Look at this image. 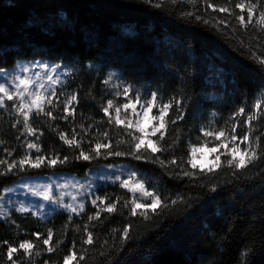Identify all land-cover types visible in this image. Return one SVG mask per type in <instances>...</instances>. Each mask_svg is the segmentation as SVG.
I'll return each mask as SVG.
<instances>
[{"label": "trees", "instance_id": "obj_1", "mask_svg": "<svg viewBox=\"0 0 264 264\" xmlns=\"http://www.w3.org/2000/svg\"><path fill=\"white\" fill-rule=\"evenodd\" d=\"M209 2L224 6L228 0ZM236 2L231 0L229 6L234 8ZM154 3L162 6L154 7L144 0H0V69L11 70L21 60L58 63L70 69L66 89L79 95L75 118L46 121L33 117V127L39 129L41 154L58 152L63 157L78 152L60 141L52 131L57 126L69 136L75 128L84 136L86 150L88 141L95 143L94 137L105 130L115 142L118 130L102 121L99 110L113 98L111 88L103 84L108 76L146 95L156 92L162 102L182 101L184 118L169 129L165 144L177 137L179 141L159 154L162 159L186 156L190 144L204 142L197 139L202 136V127H225L238 108L250 110L255 99L264 98V67L250 55L264 52V34L239 28L234 18L208 8L203 0L194 5L186 0ZM234 10L240 14L239 9ZM186 12L194 15H183ZM244 14L246 17V11ZM197 15L202 19L196 20ZM220 19L228 20V26H213ZM118 102L123 100L118 98ZM11 111L9 105L7 111L0 109V140L4 142L0 159L9 161L24 154L25 143L19 131L22 125L12 127L15 116L9 114ZM53 114L59 117L62 112ZM171 115H176L175 108ZM253 123V138L261 137L259 151L264 154V119ZM81 124L85 128L93 125L91 135L81 132ZM207 144L214 145L210 138ZM5 149L12 151L11 157ZM119 150L126 151L127 146L121 145ZM117 162L127 163L148 189L156 190L166 201L178 202L150 214L148 220L130 216V209L123 203L131 193L117 183H107L96 187L95 196L107 195L111 200L120 196L122 211L111 215L102 212L100 221L91 222L94 244H82L87 216L96 211L91 203H86L84 213L73 215L71 221L65 211L41 221L30 212L11 209L0 218V242H37L33 233L46 235L52 228V243H62L54 253L41 251L34 264L46 260L62 264L74 241L78 252L87 249L82 264H264V162L235 173L225 166L214 174L180 179L169 175L181 171L177 167L162 168L131 156L71 159L53 168L15 170L0 176V192L21 177L59 173L81 176L93 166ZM125 224L131 225L130 239L122 243L120 232ZM5 253L6 245H0V264H9ZM21 256L18 252L14 258Z\"/></svg>", "mask_w": 264, "mask_h": 264}, {"label": "snow or ice", "instance_id": "obj_2", "mask_svg": "<svg viewBox=\"0 0 264 264\" xmlns=\"http://www.w3.org/2000/svg\"><path fill=\"white\" fill-rule=\"evenodd\" d=\"M145 3L152 4L154 7H161L160 3H154V0H144ZM178 0H171L172 4H176ZM189 4H196L197 0H186ZM208 8L226 13L229 19H235L239 28L247 30L251 28L254 32L264 34V0H238L234 8L230 7L231 0L224 6L214 5L209 0H203ZM234 9H239L240 14L237 15ZM245 11L247 13L245 17ZM183 15L193 16V12H186ZM196 20L202 17L195 16ZM204 23H212L210 20H203ZM220 25L228 26V20L220 19L213 26L219 28ZM247 47V45H245ZM251 59L264 67V52H250ZM60 66H49L43 62L33 63L29 65H21L14 75L9 76L8 73L0 69V109L8 110V102H11V113L15 119L12 123L13 128L22 125L19 131L25 136V143L22 144L24 154L18 159L9 161L6 158L0 159V176L19 170L21 172L28 169H40L42 167L53 168L56 165L68 163L71 159L77 161H91L101 156H131L135 160H144L149 163L159 164L162 168L177 167L181 171L169 173L176 178L188 177L189 179L198 178L200 175L207 176L214 174L217 170L228 167L236 171H242L253 164L264 162V154L259 151L261 137L253 138L254 121L264 119V98H257L251 104L250 110L244 107L238 108L229 118L231 123H226L225 127L219 129L202 127L200 129L203 143L190 144L187 149V155L182 157L173 156L171 159H162L164 152L172 149L179 141V137L174 139L171 144H165L169 129L174 126L178 120L184 118L182 109V101L179 99H170L161 101L156 92H153L147 100L141 98V94L136 92L133 95V89L130 85H122L114 81L112 76H108L103 80V84L111 88L112 99H107L101 106L100 112L103 113V120L114 126L118 130V138L113 142L110 138L109 131L105 130L98 133L95 143L88 141L87 150L84 148V136L77 133L73 129L71 136L66 132L60 131L58 126L53 127L52 131L56 132L60 141L69 149L78 150L73 156L49 152L41 154V146L38 143L40 139L39 129L33 127V117H44L46 121H55L56 119L67 120L69 117L75 118L77 105L79 104V95L73 91L68 93L60 90L66 84V77L70 74L68 71H59ZM118 98H123L122 103L118 102ZM175 108L176 115L172 116L171 112ZM62 112L59 117L53 113ZM241 117L244 119L241 120ZM85 135H91L89 129L93 127L89 124L87 128L83 124L78 126ZM238 129L241 133L238 134ZM122 133V134H121ZM27 137H35V140H28ZM210 138L214 147L208 148L206 145ZM20 139V137H17ZM4 142L0 140V145ZM121 145H126L127 150H119ZM218 149H223L218 153ZM33 151L35 155H33ZM8 157L12 156V151L5 149ZM207 154H214V159L207 160ZM224 160H221V156ZM199 157V160L197 159ZM199 170V172L195 170ZM119 183V187L127 189L131 193L130 199H125L124 208L130 209V216H141L148 220L152 213L158 210L175 205L178 200L173 199L166 201L156 190H150L145 186L143 180L138 179L136 172H129L126 177L122 175L115 176L113 183ZM75 190V194H70V201L64 202V197L69 195L64 191L66 187ZM22 190L25 193V199L31 197H39L42 201L53 205L52 212L56 209H63L68 213V220H72L73 214L81 215L85 211V201L79 197L85 195V185L79 183L66 182L65 184L49 183L43 186L34 187L24 184ZM212 191L216 190V186L212 185ZM6 192L15 191V189H5ZM3 197L0 196V199ZM120 196L115 200L105 196H95L91 198V204L95 206L96 211L87 216V223L84 224L83 232L85 238L82 240L83 245H92L95 237L89 230L92 221H100L101 213L111 215L119 208ZM150 201V202H149ZM12 207L19 213H29L40 216L41 219H48L47 212H41L44 208L43 203L34 205L36 211H30L24 201H20L19 205L12 204ZM7 213L0 205V217L6 216ZM67 227V225H65ZM80 228L77 226V231ZM117 231L113 229V232ZM131 225L125 224L120 232L121 242L130 239ZM36 237L34 242L31 239L21 240L18 245H14L9 241H2L0 245H6L5 258L9 264H34L35 257L40 256L41 251L54 253L56 247L62 241L52 243L54 230L48 228L46 235L40 232L33 233ZM44 247H41V243ZM105 243H107L105 241ZM18 252H22L20 259L14 258ZM87 249L82 248L79 252L76 250L75 241L68 253L63 256L62 264H82L86 258ZM44 264H49L45 261ZM52 264H57L53 261Z\"/></svg>", "mask_w": 264, "mask_h": 264}, {"label": "rangeland", "instance_id": "obj_3", "mask_svg": "<svg viewBox=\"0 0 264 264\" xmlns=\"http://www.w3.org/2000/svg\"><path fill=\"white\" fill-rule=\"evenodd\" d=\"M37 62L46 63L50 67L54 65H59L60 66L59 71L61 72L68 71L70 73V69L68 67H65L58 63H48V62L42 61L41 59H34V60H29V61L27 60L18 61L14 68H12L11 70H5L4 72L8 73L9 76H11V75H14L15 72L19 70V67L21 65L30 66L31 64L37 63ZM0 82H3V80H0ZM119 84L125 85L123 83H119ZM60 90L70 93L66 89V84ZM136 92H139L141 94V98L144 100H147L151 96V95H146L145 93L140 92L138 89H133V95ZM120 99L123 100V98H120ZM8 105L11 107V102H8ZM27 139L35 140V137H27ZM206 146L208 148L214 147V145H208V144ZM222 151L223 149H218V153ZM33 154H35L34 151H33ZM197 159L199 160V157ZM212 159H214V154H207V160H212ZM129 172H136V171L133 168H131L127 163L117 162V163H104V164H100L97 166H93L84 175H81V176L76 175V174H70V173H59V174L21 177L14 184L4 188L0 192V196L3 197L2 199H0V205H2L3 210L8 215L11 209H15L14 207L11 206L12 204H15L18 206L19 202L23 200L26 206L30 208V211H36V208L34 207V205H36L39 202L45 205V207L41 208L40 211L47 212L49 216H51L53 214L52 212V208L54 207L53 205L48 204V202L42 201L41 198L39 197H31L30 195L27 197V199H25V193L22 190V186L24 184H29L34 187L43 186L49 183L65 184L66 182H68L69 184L71 183L83 184L85 185V195L79 198L84 199L85 205H86V203H91V198L95 197V189L97 186H102L107 183H113L115 176L122 175V178H123V177H126ZM116 183L119 184L118 182ZM5 189H15V191L6 192L4 191ZM64 191L69 194L64 197V202L68 203L70 201V194H75V190L69 186V187H66ZM57 211H64V210L57 208L56 212ZM35 216L38 217L41 221H44V219H41L40 216H37V215ZM4 217H0V218H4Z\"/></svg>", "mask_w": 264, "mask_h": 264}]
</instances>
